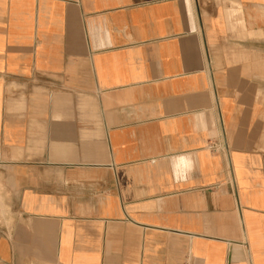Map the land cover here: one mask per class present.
<instances>
[{"label":"crops","instance_id":"crops-1","mask_svg":"<svg viewBox=\"0 0 264 264\" xmlns=\"http://www.w3.org/2000/svg\"><path fill=\"white\" fill-rule=\"evenodd\" d=\"M0 264H264V0H0Z\"/></svg>","mask_w":264,"mask_h":264}]
</instances>
